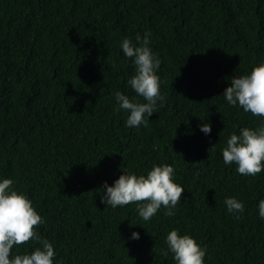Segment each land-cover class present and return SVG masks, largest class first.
<instances>
[{
  "label": "trees",
  "instance_id": "16d2710c",
  "mask_svg": "<svg viewBox=\"0 0 264 264\" xmlns=\"http://www.w3.org/2000/svg\"><path fill=\"white\" fill-rule=\"evenodd\" d=\"M146 32L165 106L129 128L113 96L136 97L120 42ZM260 63L264 0H0V178L44 219L36 230L54 264H176L172 229L206 247L205 264H264V171L238 174L221 154L230 134L264 123L222 96ZM162 164L185 190L173 216L162 207L144 221L135 203H100L105 182ZM227 197L243 202L239 219Z\"/></svg>",
  "mask_w": 264,
  "mask_h": 264
},
{
  "label": "clouds",
  "instance_id": "9594fccd",
  "mask_svg": "<svg viewBox=\"0 0 264 264\" xmlns=\"http://www.w3.org/2000/svg\"><path fill=\"white\" fill-rule=\"evenodd\" d=\"M150 36V32L143 37L137 33L135 43L129 37L120 42L123 55L135 67V74L127 84L136 97L145 101L140 103L136 97L130 98L121 91L113 93L116 111L127 113L125 126L129 128L146 125L157 112L158 104L165 106L166 98L160 92L157 75L161 60L149 46ZM222 96L228 105L238 106L264 120V63L255 66L249 74L232 77ZM211 130L208 123L200 125V131L206 136ZM221 154L225 165H236L238 174L256 176L264 171V123L255 129L243 127L239 134H230ZM174 175L175 170L169 164L153 165L146 175L123 171L111 186L107 182L103 184L100 203L113 209L135 203L138 215L144 221H149L162 207L167 210L166 215L173 216L185 191L174 181ZM13 183L12 179L0 178V264H54L53 244L36 230L44 224V219L26 195L13 189ZM224 204L227 212L237 219L245 211L243 202L235 197L225 198ZM257 208L259 218L264 221V200H259ZM130 239L139 240L140 234L132 232ZM30 240L37 241L39 246L30 254H17L19 246ZM165 243V255L171 253L176 264H205L207 249L192 236L180 235L178 229H172L167 233Z\"/></svg>",
  "mask_w": 264,
  "mask_h": 264
}]
</instances>
